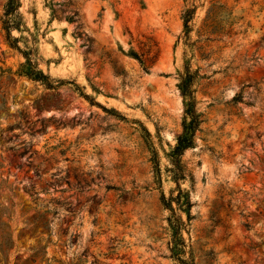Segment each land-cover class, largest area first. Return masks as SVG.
<instances>
[{
	"label": "rangeland",
	"instance_id": "374dc122",
	"mask_svg": "<svg viewBox=\"0 0 264 264\" xmlns=\"http://www.w3.org/2000/svg\"><path fill=\"white\" fill-rule=\"evenodd\" d=\"M21 3L16 47L0 21V67L32 50L58 86L0 77L4 264H181L175 218L183 259L264 264V0ZM187 75L200 124L176 182ZM178 187L188 209L164 203Z\"/></svg>",
	"mask_w": 264,
	"mask_h": 264
},
{
	"label": "trees",
	"instance_id": "16d2710c",
	"mask_svg": "<svg viewBox=\"0 0 264 264\" xmlns=\"http://www.w3.org/2000/svg\"><path fill=\"white\" fill-rule=\"evenodd\" d=\"M22 6L21 0H7L5 8H4V15L0 19L3 30L6 31V38L11 43L13 47L17 46V39L12 36L11 31L13 28L19 27L21 24V14H20V8ZM196 13V8H190L187 9L183 16V23L185 27L186 34H189L192 31L191 23L194 19ZM55 14V12H54ZM77 14L74 13L73 16L67 17V20L70 22H76ZM23 53L25 62L20 64L19 68L15 73H12L11 69H3L0 67V77L14 74L17 77H26L32 81L40 82L42 83L47 89H55L58 85H54L50 79V77L44 73L38 66V63L36 62L33 51H20ZM194 77L193 75H187L185 79H183L181 84V90L182 94L184 96H188L191 100L190 103V109L188 111V114L191 116V121L189 123V126L187 125L184 129V132L178 137V141L176 146L173 148V150L170 152V160L174 167V180L176 182H179L181 179H183V175L181 173L182 171V164H181V157L183 153L192 146L193 144V137L197 131V128L200 124L199 115L196 114V111L194 110V101H193V91L191 89L192 81ZM87 99H90L92 101V98H90L89 95H86L82 93ZM113 115H116L118 118H120L122 121H126V119L120 115L115 110H108ZM142 134L146 140L149 138L148 131L143 127L142 128ZM155 160L157 159V154L154 153ZM157 161V160H156ZM157 164V171L161 172L159 163ZM179 188V193L176 198L171 197L170 199H166L163 195V200L165 205H168L169 207L172 206V202L176 201L179 206H186V209L190 207V202L188 199V194L184 193L183 190ZM172 208V207H171ZM263 216H264V209H263ZM182 226L183 223L180 221V219L175 218L174 221H171V227H172V255L173 257H176L181 264H194V261L192 259H183L181 257L182 254L185 252V241L182 236ZM4 253H5V247L1 245L0 249V264H4Z\"/></svg>",
	"mask_w": 264,
	"mask_h": 264
}]
</instances>
